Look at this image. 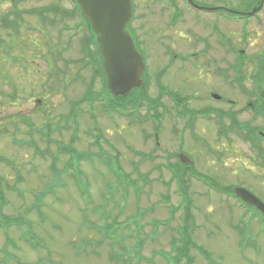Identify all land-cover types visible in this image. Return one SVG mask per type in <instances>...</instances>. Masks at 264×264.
Returning <instances> with one entry per match:
<instances>
[{
  "label": "rangeland",
  "instance_id": "1",
  "mask_svg": "<svg viewBox=\"0 0 264 264\" xmlns=\"http://www.w3.org/2000/svg\"><path fill=\"white\" fill-rule=\"evenodd\" d=\"M134 2V25L142 45L146 42L147 82L124 100L126 113L112 117L100 111L98 101L80 102L92 78L93 89H103L101 78L84 65L88 60L80 51L82 31L72 36L58 31V16L51 21L40 17V23L26 14L17 34L0 26V189L5 198L0 216L22 222L7 228L10 243L0 229V264H264V222L211 184L244 187L264 202V164L252 160L261 151L251 133L257 124L264 128V122L246 103L255 99L254 107L261 109L264 99H247L233 91L227 94L231 103L213 102L217 110H229V116L217 112L215 117L192 118V113L203 112L205 101L195 97L201 82H188L181 103H175L177 111L183 103V116L160 121L162 126L154 130L147 116L157 108L162 111L165 99L157 89L168 84L182 90L180 76L191 77L198 69L190 65L193 61L172 62L165 69L166 34L175 42L176 31L165 30L160 6L151 15L146 10L150 0ZM13 3L0 0V15ZM49 3L19 0L17 7ZM76 21L77 15L72 23ZM195 48L171 44L176 51ZM215 55L223 62L219 49ZM75 102L80 111L74 127L77 110L73 118H65ZM249 134L253 143L246 138ZM98 135L101 148L95 141ZM179 152L192 161L186 201L166 166L185 169L177 159ZM48 189L51 192L40 197ZM187 206L189 238L182 231ZM115 218L121 228L112 227Z\"/></svg>",
  "mask_w": 264,
  "mask_h": 264
},
{
  "label": "flooded vegetation",
  "instance_id": "2",
  "mask_svg": "<svg viewBox=\"0 0 264 264\" xmlns=\"http://www.w3.org/2000/svg\"><path fill=\"white\" fill-rule=\"evenodd\" d=\"M57 1H60L65 11L71 13L70 16H65L66 23L63 28L66 31L70 27L66 25H70L69 21L72 20L76 12V14H79V12L75 5L73 6L69 3L72 0ZM150 1L147 2L148 7L146 10L152 15L155 7L160 6L162 10L160 14L164 18L165 30L176 31L175 42L169 34H166L169 42H165L164 49L167 63L166 68L165 66L162 68L163 74L164 68L168 70L172 62L187 64L193 61L190 65L196 64L198 69V73L192 74L191 77L180 76L182 90L172 89L168 84V88L164 87L161 90H157L160 96L165 98H162L164 104L161 109L162 111L158 115L161 122H168L169 117L173 118L176 116V118H179L183 116L182 114L185 113L183 103L181 104L180 111H177L175 108L181 103L180 96L183 94L182 91L189 89L188 82H201L200 89H198L201 92L197 93L195 97L205 101L203 111H207L213 117L216 116L217 112H219L221 117L229 116V113H231L229 110H217L213 107V102L224 100L226 104L231 103L232 101L227 98V94L233 91L247 96V99L248 96H258L260 99H264V72L261 74V77L258 73L259 68L264 69V50L260 49L264 45V30L262 28L264 26L260 18L261 12H264V0ZM160 1L162 2L161 4H159ZM131 2L132 17L128 22L127 29L133 38L136 48L144 57V55L146 56V42L142 45L141 40H144H140L138 31H136L137 27L134 25V21L137 18L133 13L138 5L134 0H131ZM77 27H79L78 30L88 29L86 24L85 28ZM33 42H36L35 37L33 38ZM181 42L183 45L189 43L191 44V48L193 46H196V48L185 52L171 49V44L172 46L177 44L178 49H180ZM216 49H219L220 53L225 55L222 57L223 62L218 63L217 56L215 55ZM249 49H255V51L249 53ZM231 54L235 55L233 57L234 62H232ZM228 55L230 57H227ZM145 59L147 60V58ZM245 65L246 70L244 71ZM163 74L157 73L156 75L164 78ZM247 82L248 86L246 85ZM220 85L225 86L221 87ZM215 94L219 95L222 99H213V95ZM255 101V99L252 101L246 100V103L253 106ZM262 106L264 108L263 104ZM170 107L172 110H170ZM196 116H198V119L205 117L203 114L194 115V117ZM259 116L261 115H257L262 120ZM260 127L264 129L263 126L260 125ZM258 133L263 137L261 140H258L261 152L258 158L257 155H254L253 159L257 163L261 161L264 164V149L261 147V142H264V132L258 131ZM248 137V140L253 143L252 136L249 134ZM190 166L185 167L190 169Z\"/></svg>",
  "mask_w": 264,
  "mask_h": 264
},
{
  "label": "water",
  "instance_id": "3",
  "mask_svg": "<svg viewBox=\"0 0 264 264\" xmlns=\"http://www.w3.org/2000/svg\"><path fill=\"white\" fill-rule=\"evenodd\" d=\"M77 2L96 36L109 91L115 96H124L133 88L140 87L143 83L141 75L144 64L125 30L131 15L130 0H77ZM179 158L183 163L189 162L182 154ZM233 193L245 203L255 206L264 216V203L251 192L236 187Z\"/></svg>",
  "mask_w": 264,
  "mask_h": 264
},
{
  "label": "trees",
  "instance_id": "4",
  "mask_svg": "<svg viewBox=\"0 0 264 264\" xmlns=\"http://www.w3.org/2000/svg\"><path fill=\"white\" fill-rule=\"evenodd\" d=\"M16 2V3H15ZM10 15H11V18H10ZM2 19H1V23L0 25L2 26H5V27H12L13 30H14V33L17 34V29H18V26L20 25V23L22 22V17H21V13L20 11H18V7H17V0H14V3H13V8L10 12V14H3L2 15ZM43 20V19H42ZM92 44H95L96 46V42H95V39H94V35L91 33V36H90V40H89ZM91 48L89 46H87V43L84 45L81 46V51L83 54H85L87 56V60L90 61V63H87V64H84L86 66H89L90 69L93 71V74L99 78L101 77L102 78V81H104V75H103V70H102V67H101V64H100V60H101V57H100V54L97 50V47L95 48V50H90ZM58 56H60V54L58 53ZM93 61V62H91ZM67 73L64 72L63 75L65 76ZM93 79L91 80L90 84H87V86L89 85L88 89L90 90L91 88L93 89L92 85H93ZM105 86V84L103 85V87ZM75 106H73L74 108ZM104 106H101V108L103 109ZM106 107V110L109 111L110 108H113V106H105ZM72 108V109H73ZM73 115V114H72ZM71 117H74L71 116ZM242 126L240 125L239 127H234L236 130L238 128H241ZM65 150V149H64ZM175 176L179 177V183H180V188L184 189V190H187L188 189V184H187V176H186V173H183L180 175H177L175 173ZM122 176L118 175V178L120 179ZM183 190V191H184ZM185 192V191H184ZM186 197L184 198V200L186 201L187 199V195H185ZM3 200H2V197H0V209L3 208ZM36 208L38 209L39 206L37 205ZM98 208V206L96 207ZM173 210H175L173 208ZM191 219V216H190V210H189V206H187V208L184 209V226L182 227V231L184 232L185 236L186 237H189L188 236V232H187V228L185 227L186 224L189 223V220ZM4 222H5V225H4ZM21 223V221H19L18 219H15V218H11V217H6L4 215H1L0 216V228L3 229L4 231H6V228L10 225V224H13V225H16L18 226L19 224ZM131 222L128 221V225L130 224ZM121 223L117 221V219L115 218V225H113L112 223V227L117 229L118 227L121 228L122 225H120ZM111 225V224H109ZM137 227L140 228V224L139 222L136 223ZM131 232V230H130ZM116 236L118 234H115ZM105 236H108V237H111V235L109 233H105ZM172 242V241H171ZM113 244V243H112ZM33 248L36 249V245H32ZM126 251V250H125ZM206 258L207 259H210L209 258V254L208 253H204ZM183 257V256H182ZM109 258L110 260H113L114 259V256L113 255H109ZM125 261V260H124Z\"/></svg>",
  "mask_w": 264,
  "mask_h": 264
}]
</instances>
